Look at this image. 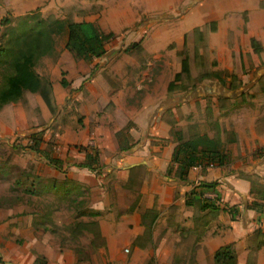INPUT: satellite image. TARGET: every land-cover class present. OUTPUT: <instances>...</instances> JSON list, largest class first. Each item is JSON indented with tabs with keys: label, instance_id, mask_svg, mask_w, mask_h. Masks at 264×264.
Returning a JSON list of instances; mask_svg holds the SVG:
<instances>
[{
	"label": "crops",
	"instance_id": "0c3cea01",
	"mask_svg": "<svg viewBox=\"0 0 264 264\" xmlns=\"http://www.w3.org/2000/svg\"><path fill=\"white\" fill-rule=\"evenodd\" d=\"M173 1L0 0V71L18 50L8 44L17 35L16 21H62L63 27L49 33L50 49L39 55L45 62L47 54L55 53L54 38L63 33L57 63L66 80L62 85L61 77L46 78L33 62L50 106L39 90H23L0 105L4 264H31L36 255L44 264H214L213 251L225 243L233 246V264H264V0H196L181 16L164 22ZM79 20L113 33L102 54L89 63L64 46L65 23ZM192 27L201 39L207 37L209 52L234 51L241 65L251 61L258 70L233 89L229 81L207 83L220 90L211 97L230 101L216 107L213 131L204 132L220 138L229 160L192 165L178 178L170 160L174 136L163 119L148 124L154 99L131 97L125 71L138 63L126 45L138 43L140 53L151 54L160 48L165 31L173 30L182 41ZM102 101L129 116L127 142L117 140L116 127L95 124L105 112L111 115ZM64 115L78 120L75 127L58 119ZM50 121L61 127L54 131L61 145L52 149L42 134V124ZM23 128L28 134L41 130L34 147L18 149L11 143ZM146 131L168 139L131 145ZM118 141L130 147L120 149ZM85 144L98 150L94 168L80 164L84 151L76 145ZM258 147L262 153L253 155ZM208 182L213 184H203ZM54 193L57 200L52 201Z\"/></svg>",
	"mask_w": 264,
	"mask_h": 264
},
{
	"label": "rangeland",
	"instance_id": "374dc122",
	"mask_svg": "<svg viewBox=\"0 0 264 264\" xmlns=\"http://www.w3.org/2000/svg\"><path fill=\"white\" fill-rule=\"evenodd\" d=\"M195 1L196 0H184L180 2V4H177L178 2L174 0L169 9H172V11L175 10V13L171 14L172 11L168 10V12H165L162 16L163 21L171 20L170 18L172 15L174 17L181 16L185 8ZM157 15L158 14H156V17ZM33 16L36 15L34 14ZM186 17L184 20H186ZM33 20L34 19L27 21L26 19H19L22 25H25L27 22H33ZM19 21H16L15 25L18 26ZM135 24L136 23H134V25ZM181 24L184 23L181 22ZM209 26V24H206L203 27L205 34ZM175 33L176 32L173 30L165 31L164 35H161L162 38L160 42H158L160 43V48L151 54L140 53L142 47L139 46L138 43L133 44V42H129L126 45V49L131 50L129 56L137 60L138 66L129 65L125 73L126 79H128L127 83L130 85L132 99L133 97L142 98L144 94L154 99L151 105V112L148 114L150 115L148 124L157 123L159 118L163 119L166 122L169 134H171V129L177 128L180 130L181 138H187L195 132H207L206 130L211 132V128H213L211 127L212 124L214 121L215 123L217 121L216 107L219 108L220 104L225 103V100L228 104L230 103L229 99L224 100V98L217 99L215 96L211 97L213 92L218 91L216 89L218 87L207 83L215 82L217 84H223L229 81L232 83L229 89H233L239 86L240 82L245 83L250 77H253L258 68H253L254 64L251 61L247 62L245 67L241 65L239 61L240 57H238L234 51L225 53L224 51L218 52L211 50V52H209V41L207 37L200 41L199 39L195 40L194 34H191V36H187L188 39L186 38L183 42L180 38L176 40ZM63 42V33L55 36L54 50H56V52L47 54L45 56V62H42V57L40 55L34 57V68L39 71L41 70L40 72H42L46 78L53 81L57 78L59 79L61 76L64 77L65 71L62 70L63 65L59 64L60 62L57 63L59 52L64 48ZM3 45L4 44L0 42V46ZM184 53L188 56L189 73L187 75L181 72L179 77H175L174 74L179 71V61ZM82 60L85 63L90 62V60L87 59ZM46 63L50 65L48 66ZM262 63L263 62H261V64ZM88 76L89 73L83 79ZM198 77L201 79L195 80V78ZM219 78H221L222 81H219ZM168 81H172L173 83L171 90L165 89ZM101 104L103 107L110 108L111 115L109 116L108 112H105L102 119L95 121V124L107 125L111 130L116 127V130L118 129V133L116 134L117 140L127 142V127L130 126L129 116L124 115L120 110H116L112 107V104L110 105L104 101H102ZM232 104L229 107L230 109L233 108ZM98 114L99 112L96 113V115ZM58 119L61 120L62 123H67L74 127L75 124L78 123L77 119L70 118L68 115L61 116ZM42 125L45 129L42 133L43 142L48 145L49 149H52V147L56 145H61L59 139L55 136L56 134L54 135V131H58L61 128L60 126L57 127L58 122L52 123V121H50L46 125L45 123ZM26 131L27 128L20 129V131L12 137L11 143L13 146L18 149L28 147L29 143L26 139L28 133H26ZM167 139L168 138L150 134L146 131L143 135L141 133L136 135V139L131 142V145L136 143L135 146H138L142 141L159 144L164 143V140L166 141ZM113 140L115 142V138H113ZM115 152L114 150L113 154ZM108 153L109 152H106L105 154ZM110 155H112V152L107 155L108 164L110 163ZM50 199H52V201H55V199L57 200L55 193ZM0 262L2 261L0 260Z\"/></svg>",
	"mask_w": 264,
	"mask_h": 264
},
{
	"label": "trees",
	"instance_id": "16d2710c",
	"mask_svg": "<svg viewBox=\"0 0 264 264\" xmlns=\"http://www.w3.org/2000/svg\"><path fill=\"white\" fill-rule=\"evenodd\" d=\"M61 27H63L62 21L44 22L40 19H35L25 25H22L21 21L18 22L17 35L13 36L10 42L7 39L9 45L18 48L17 53L8 61L7 66L0 71V105L7 100L17 98L23 90H39L46 104L50 106L45 84H41V79L38 73L34 71L32 65L34 57L39 55V52L42 53L50 49L52 38L49 33L53 29L58 31ZM8 28L10 29V27H6L7 30ZM65 28L66 38L64 46L75 58L82 59H89L102 54L104 43L113 34L111 31H103L91 20L67 21ZM191 34H194L195 40L201 39V32L196 27H193L183 34V42ZM181 72L187 75L189 73L186 53L182 55L179 71L174 76L179 77ZM200 79V77L195 78V80ZM219 81H222V79L219 78ZM59 82L62 85L66 84V80L63 77L59 79ZM172 84V81H168L166 90H171ZM40 132V129L29 132L27 137L31 140L29 142L30 147H34L37 144L40 139ZM171 133L174 136L175 143L172 146L170 160L171 164H173V174L178 178H184L186 170L192 165H220L229 160L228 152L224 149L218 136H209L203 132L194 133L187 138H181L180 130L177 128L172 129ZM77 146L84 151L80 164L94 168V164L98 162V150L92 149V147H89V149L87 144ZM118 146L123 150L130 147L129 144H121L119 141ZM261 150V147L255 148L252 154L260 155L262 153ZM203 184L211 185L213 182ZM212 260L214 264H233L235 262V253L232 244L225 243L217 247L213 251ZM44 262L45 260L41 255H36L31 264H44Z\"/></svg>",
	"mask_w": 264,
	"mask_h": 264
},
{
	"label": "built area",
	"instance_id": "2783aa9c",
	"mask_svg": "<svg viewBox=\"0 0 264 264\" xmlns=\"http://www.w3.org/2000/svg\"><path fill=\"white\" fill-rule=\"evenodd\" d=\"M31 140L27 138V142L29 143Z\"/></svg>",
	"mask_w": 264,
	"mask_h": 264
}]
</instances>
